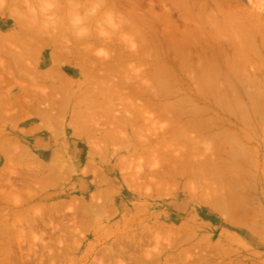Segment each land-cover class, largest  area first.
Returning <instances> with one entry per match:
<instances>
[{"label": "rangeland", "instance_id": "1", "mask_svg": "<svg viewBox=\"0 0 264 264\" xmlns=\"http://www.w3.org/2000/svg\"><path fill=\"white\" fill-rule=\"evenodd\" d=\"M16 1L20 6L18 8H23L21 11L28 13L26 5L22 3L23 0ZM27 1H30L34 15L39 18L42 13V11L40 14L38 13L42 9L39 7L41 0ZM43 1L41 2L45 3ZM55 1L60 3L58 5L53 3L58 8L52 4L51 8L54 7V9L52 8L53 11L48 9L45 12L46 18L54 19L58 14L60 16L59 11L62 10L63 14L67 16L65 17L67 24L70 23L68 25L70 29H72L73 20L84 19L91 12L98 13L97 15L108 14L106 11L102 13L106 9L100 8L102 4L97 3V0H94L95 3L92 2V4L88 3V0L86 4L84 3L86 0L82 2L79 0L85 6V11L79 7L80 13L78 12L77 18H73L74 14L69 15L73 18L70 21L69 12L61 9L69 4L65 3V0ZM121 1H125V4L121 2L122 5H120L119 0L115 1L118 7L125 5L127 8H132L136 2V0ZM141 1H144L142 7H136V13L139 12L136 16H139V21H141V24L137 23V26L141 25L140 30L137 29L138 32L134 35L129 31L126 32L127 34L115 31V36L109 35L117 47L113 48L114 51L112 46L108 47V44L106 47L103 44L94 43V45L92 43L94 46H92L91 54L99 57L102 52L107 51L110 56H116L120 47L121 50L124 48L125 55L135 51L134 54L140 58L142 54L145 56L144 58L138 59L135 56L131 58L132 60L129 59L125 66L127 65L129 72H136V78L139 75H144L142 78H145L140 77L135 82L142 79L138 85L143 87L146 84L145 87L147 86L150 89L148 91L153 95L146 92L137 95L136 98L134 97L135 99L131 98V101L128 96L130 93L127 94L130 90L124 88L121 98L117 94L119 99L115 95L113 99L106 98L108 102H104V98L110 95L106 94L107 96H105V92H102L103 98L100 95L98 99L97 97L92 98L93 101L91 98H88L91 101L86 99V101H90L89 104L92 107L90 111L95 110V114H90V119L93 117L94 122L97 123L98 120L101 122H99L100 126L96 124L92 127L95 133L90 134L93 137L89 138V142L73 136L69 120L71 112L74 111L73 106L84 103L78 97L82 90L88 88L87 91L96 94V84L90 85L91 87L88 85L80 87L77 82L82 83V79L84 81L82 71L77 65L67 61L61 62V71L66 78L72 79L75 85L72 83H70L71 87L69 83L62 85L57 79L40 80L38 83L39 76L36 73L48 70L52 64L50 47L47 45L41 47L39 44L40 47L35 49V46L32 45L37 52L32 51L33 53L24 55L26 45L23 44L28 43L29 40H35L25 31H22L25 33L22 34L23 36L21 35L23 43H19L20 46L19 44L8 43L9 46L1 43L4 49L0 46V68L3 67L0 69V108L2 109V111L0 109V193L2 194V190H4L8 194L11 184L18 187V190L15 187V192L12 189L13 193L10 195L0 194L2 198H0V214L5 213L4 218L6 219L9 217V220L3 219L2 223L0 222V240L8 239L12 258L13 254H15L14 257L17 256L15 258L30 254L26 255L23 260L10 259L9 255H4L0 259V261L5 260L1 261L3 264H264V54L247 51L250 53L244 55L243 52V57H252L254 53L257 57L254 55L256 59L254 57V60L250 59L254 69L249 65V58H246L245 66L244 62L241 65L237 61H240L242 56L239 53H234L233 43L227 45L230 42L226 41L225 45L215 42L222 40L219 30H215V27H211L212 33L209 31L207 37L205 34L202 36V30L201 34L198 31L193 34L190 31L192 26L181 19L180 8L173 4L170 7V20L168 21L171 26L165 27L160 23L156 24L160 27L158 28L153 24L155 23L153 18L162 11L163 7L160 4L149 3L150 0ZM10 3V0H2L0 32L18 30L17 21L12 16L14 8L11 6L10 11L8 9ZM242 3L244 6L248 5L247 0H242ZM42 5L44 8V4ZM153 5L150 13H155L154 16L150 15L148 10ZM122 8L126 9V7ZM125 12L120 8L119 14L121 13V15H117L115 23L118 21L128 23L132 20L130 19L132 17L129 18L130 15L127 16L130 20L125 19L127 14ZM96 14L94 15L97 16ZM122 14L125 17H122ZM102 18L98 17V19ZM96 20L95 17L94 23L96 24L88 28H91L100 37L103 35L106 40L105 37H108L109 32L108 27L104 25L103 19L99 20L101 24ZM97 24L98 28L101 26V30L107 32H105L106 35L103 34L104 32L98 33V28L95 27ZM142 24L144 30H141ZM163 31L166 33L168 31V34L166 35L164 32L163 35ZM189 31L193 35L188 34ZM213 31L215 36L216 32L219 34V37H215V41L212 40L214 38ZM130 36H132L131 45H137L136 48L127 47L120 38H129ZM195 36L198 38L196 39ZM199 37H203V40ZM223 37L221 36V38ZM223 39L226 40L225 37ZM193 41L197 46L193 44ZM223 42L225 43V41ZM223 42L221 41V43ZM20 49H22L23 55ZM144 49L146 53L143 54L141 50ZM12 51L15 52L12 54L15 55L13 57L20 58L21 56L24 59L23 57L27 56V60L23 61L20 58L17 61L19 62L18 67V64L13 63L9 56ZM152 57L155 59L153 60ZM257 58L260 59L257 60ZM226 60L230 64L233 62L230 66L234 70L230 69ZM242 60L246 61L245 57ZM26 61L28 62L26 63ZM236 62L237 65H235ZM7 65L9 66L7 67ZM241 66L244 67L241 68ZM258 66L260 67L259 73L258 69H255ZM159 67L160 69H158ZM154 68L159 70V73L155 72L157 70ZM162 70L164 71L162 72ZM149 72L150 78H147L149 76L146 73ZM253 72L255 73L254 77ZM160 75L164 77L161 78ZM113 76V78H111L112 76L108 77L105 81L107 85L115 84L118 77L117 75ZM156 77L161 80L155 79ZM254 78L259 81L256 80L253 84ZM164 82L167 87L162 85ZM64 85L65 88L68 85L67 91ZM54 86L60 87L53 89ZM154 86H158L155 90H161V92L170 89L169 96L167 95L166 99L164 96L161 99H156L154 93L159 94L160 92L155 91L152 88ZM163 87L167 89H163ZM89 95L93 96L88 94V97H91ZM43 96L45 98H42ZM61 96L66 98L64 100V103L67 102L65 107H63L64 104L57 101L59 99L62 102ZM125 96L129 98L125 100L127 98ZM147 101L150 103L153 101V105ZM127 102L128 104L133 102L134 108H126V112L123 108ZM159 103L161 107L163 105L169 110H167L166 118L160 117V119L157 115L155 104L160 106ZM101 104L105 107L102 108ZM106 105L107 108L110 107V110L106 108ZM145 105L149 108L148 110L143 109L145 112L138 110ZM34 111L38 114H35ZM43 112L52 114L49 117L53 121L48 124L49 126L44 125L41 120L40 114ZM60 112L64 113L62 114L64 116ZM119 117H129L131 120H135L132 125L123 127L116 122L120 119ZM176 117L179 118L176 121V123L179 121L178 127L174 124ZM13 118L14 120H12ZM105 119L106 122L112 120L114 125L108 122V125L103 123ZM180 121L183 123L180 124ZM182 124L183 127H180ZM112 126L113 128L116 126V138L103 142L101 132L106 128H112ZM165 129L173 130L176 138L167 136L170 139L169 142L167 141L168 146L163 148L157 145L155 148L158 147V149L154 150L153 147L155 152L152 153L145 151L147 145L144 144L147 141L152 142L156 138L158 139V136L160 137L163 131H166ZM154 137L156 138L154 139ZM60 154H63L64 157ZM52 155L60 159L58 161L60 163H57L61 164L62 169L72 167L70 166L72 164L73 172L69 174L70 170L64 169L66 175L64 176L62 173L63 178L61 176L57 178L55 174H51V171L54 173L51 170L52 166L49 165L53 158ZM185 166L191 170V174L180 175L175 172ZM38 167H45V173L38 174L36 177L34 170L41 171ZM161 169L169 174L163 179V183L166 184H163L162 180V184L158 180V184L154 181L157 179L156 173ZM143 172L145 174L150 172L146 175V179H142L143 177L140 176L144 174ZM138 173L140 174L138 177L141 178H138L137 181L136 174L138 175ZM44 175H47L46 179L50 178L46 183L49 181L51 183L43 182L44 179L41 176ZM40 177L41 180L43 179L42 182L39 180ZM150 178H154L152 186L149 185ZM98 180H101V183ZM132 180L136 181L135 185ZM148 181L149 183H147ZM84 210L87 213H84ZM30 218H35L34 232L42 236L43 243L37 237L33 238L26 233L27 229L22 222ZM74 221L81 223H77L75 227ZM63 224L69 225V230L64 229ZM22 227L24 230H19ZM45 244L47 247L49 244V248ZM44 248L47 249L44 250ZM0 253L2 254V252ZM52 255L55 259L49 258ZM1 262L0 264H2Z\"/></svg>", "mask_w": 264, "mask_h": 264}, {"label": "bare ground", "instance_id": "2", "mask_svg": "<svg viewBox=\"0 0 264 264\" xmlns=\"http://www.w3.org/2000/svg\"><path fill=\"white\" fill-rule=\"evenodd\" d=\"M11 1V3H10V6H9V11H10V8H11V6L14 8H12L13 9V11H12V16H14V19H16V21H17V27H18V30H14V31H9V32H0V44L2 43L3 45L4 44H8V43H10V44H22L23 42H22V39H21V35L23 34L24 35V33L26 32L27 34H29V35H32L34 38H35V40H32V41H30L29 40V42L26 44V43H24L23 45H26V47H24V49H25V51H24V49H23V51H24V53L22 52V49H20L21 50V52H22V55L24 54V55H29V54H31V53H33V52H37L36 50H34L33 49V47H32V45H34L35 46V49H37V48H39L40 46H39V44L41 45V47L42 46H44V45H47V46H49L50 47V49H51V52H50V58H51V66H50V68L48 69V70H46V71H44V72H40V73H36V71H33V73H36L38 76H39V79L37 80V82L39 83L40 82V80H42V81H44V80H46V79H57V81L59 82V83H62V85L63 84H68L69 83V86L71 87L72 85H70V83H72V84H74V82L72 81V79L70 80V79H68V78H66V76H64V74H63V72L61 71V62L62 61H67L68 63H70V64H75V65H77L80 69H81V71H82V73L81 74H83V77H84V81H83V79H82V83H79V81L77 82V84H79V86L80 87H87V85L88 86H90V85H93L94 86V84H96V94H94L93 92H91V91H87V90H89L88 88H85L86 90H82V92H81V95H79L78 97H80V100L82 101V102H84V103H82V104H77L78 106H73L74 107V111H72L71 113V115H70V120H69V123H70V125H71V128H72V131H73V136H75L76 138H79V139H83V140H86L87 142H89V138L90 137H93V136H91L90 134H94L95 132L92 130V127L94 126V125H99L101 122L98 120V122L96 123V122H94L93 120H95L93 117V119L91 118L90 119V114L92 113H94L95 114V110L94 111H90V108H92L91 106H90V104H89V102L91 101L90 99H88V98H95V97H97V99L99 98L98 96H102V92H105L104 94H105V96H107L106 94H110V95H108L107 97H105L104 99L105 100H103L104 102H108V100L106 99V98H112L113 99V96H115L116 95V97H117V94H119L120 95V98L122 97V95H123V93H122V90L125 88H127V89H129L130 91H128L127 92V94L128 93H130L128 96H130V98L129 97H127V96H125V100H127L128 98L131 100V98H136L137 97V95H142V94H145L146 92L147 93H150L149 91H150V89L146 86L145 87V85L142 87V85L141 86H139L138 85V82H140L143 78H145V77H143L142 78V75H139V77H137L136 78V72L134 71H132V72H129L128 70H127V65L125 66V63L129 60V59H131V58H133V57H135L136 55L134 54V52L135 51H133L132 53H130L129 55H125V50H123V52H122V50H121V47H120V50H118L117 52V54H116V56H110V54H109V52H107L106 51V49L104 50V51H106V52H102V54H100L99 55V57H95L93 54H91V51H92V46H94L95 44L94 43H97V45H106V47L108 46L109 48H110V46H112V49L113 48H117V47H115V41H113L112 39H111V36H109V35H111V34H113L114 36H115V31L117 32V31H120V32H125V34H127L126 32L127 31H129V32H132L133 34L132 35H134V33H136V32H138V30L137 29H139V27L141 26H139V24H141V21H139L140 19H139V16L137 17L136 15L137 14H139V12L138 13H136V7L137 8H140V7H142V5L144 4L143 2L144 1H137L136 0V2H135V5L134 6H132V8L130 7V8H127V6H125V5H123V6H119L118 7V5H117V3H115V1L116 0H97V3H99L100 5L102 4V6L100 7V8H104V9H106V10H104L102 13H104L105 11H106V13H108L107 15H105V13L103 14V15H97L96 13H93V12H91V14H93L92 16H91V14L87 17V15H86V18H84V19H79V18H77L76 16H78V12H79V7L80 8H82L84 11H85V6L84 5H82L80 2H79V0H65V3H68L69 5H65V3H64V5L65 6H63V7H61V5H60V7H61V9L63 8V11H64V9H65V11L66 12H71L70 14L68 13V17H69V15H72V14H74L73 16V18L75 19V17L77 18V19H75V20H73L72 21V24H71V28L72 29H70L69 28V22H68V24H67V21L65 20L66 18L65 17H67V16H65L64 14H63V12H62V10L61 11H59L60 12V16H59V14L54 18V19H51L50 20V17L49 18H46V16H45V12H47V10L48 9H51L52 10V8L54 9V7L55 6H57L58 4H60V3H57L55 0H44L45 1V3H42L41 1H43V0H41L40 1V3H41V5H39V7H42V9L38 12L39 14L41 13V11H42V13L40 14V16H39V18L37 17V15H34V12H33V8L31 7V4H30V1H27V0H23V2L22 3H24L25 5H26V10L28 11V13L26 14V13H24L23 11H21L22 9H20V8H18V7H20V6H18V4H17V2L18 1H16V0H10ZM43 1V2H44ZM57 1H59V0H57ZM81 2L83 1V0H80ZM90 1V2H89ZM98 1H100V2H98ZM120 1V3L121 2H123V1H121V0H119ZM130 1H132V0H130ZM92 2H94V0H88V3H91L92 4ZM118 2V1H117ZM125 2V1H124ZM123 2V3H124ZM53 3H56V4H53ZM85 4L87 3V0L84 2ZM95 3V2H94ZM120 3H118V4H120ZM133 3V2H132ZM149 3H151V4H155V5H161L162 7H163V9H162V11L159 13V14H157V15H153V14H155V13H150L151 11H152V8L151 7H154V5L153 6H150V8H148V10H149V13H150V15L152 14L153 16H154V18H153V20H154V22L155 23H153V24H155V26H157V25H159L160 23L162 24V25H164L165 27L168 25V27H169V25H170V23L168 22L169 20H170V7L171 6H173V4L174 5H176L177 7H179L180 8V14L182 15V20L186 23V24H190V26H192V28L190 29V31L194 34L195 32H199L200 33V31L202 30V36H203V34H205L206 35V37H207V34H208V32L210 31H212V29H211V27L213 28V27H215V30H219L218 32L221 34L220 35V39H222V40H220V42L219 41H215V37L217 36V37H219L218 35V33L216 32V36L214 35L215 34V32L213 31V39L212 40H214L215 42H217V43H219V44H227L226 43V41L227 42H230V43H228L227 45H230V44H232L233 43V46H234V48H232V49H234V53L235 54H237V53H239V55H241V56H239V57H241L242 59H244V57H245V60L246 61H243L242 59L240 60V61H237L238 63L240 62V64L242 65V63L244 62V66H245V64H246V62H247V59L246 58H249L248 59V61H250V59H253V57L255 58V56H256V54L254 53V55L252 54V57H249V56H244L243 57V54L244 55H247V54H249L247 51H251L252 53L253 52H257V53H259V54H261V53H263L264 54V0H247V3H248V5L247 6H244L243 5V3H242V0H150L149 1ZM42 4H44V8H43V5ZM54 5V7H52L51 8V5ZM125 4V3H124ZM131 4V3H130ZM150 4V5H151ZM45 5H46V7H45ZM120 5H122V3L120 4ZM130 6V5H129ZM128 6V7H129ZM0 9H2L3 8V6L1 5V3H0ZM92 7H93V5H92ZM122 7H126V9H124V8H122ZM177 7H175V8H177ZM28 8V9H27ZM57 8H58V6H57ZM120 8L121 9H123V10H125L126 12H127V14H126V12H125V16H124V14H122V17L124 16L125 17V19L127 18V20H130V19H132V20H130V22H128V23H126V21H123V22H119L118 21V23H115V19H116V17H117V15H121V13L119 14V12H120ZM174 8V9H175ZM60 9V8H59ZM68 9H69V11H68ZM32 10V11H31ZM39 10V9H38ZM56 10V9H55ZM100 10V9H99ZM36 11V10H35ZM53 11V10H52ZM51 11V12H52ZM88 11H89V9H88ZM100 11H102V10H100ZM44 12V13H43ZM61 12H62V14L64 15L63 17L61 16L62 14H61ZM74 12V13H73ZM82 12V11H81ZM95 12V11H94ZM76 13V14H75ZM80 13V12H79ZM86 13V12H85ZM99 13H101V12H99ZM136 13V14H135ZM36 14V13H35ZM94 14H96L99 18H102L103 16V23L105 22V24L104 25H106L107 27H108V30H109V32H108V37L106 36L105 37V39L106 40H104V37H103V35H101V37L99 36V34L97 35L93 30H91V28H88V27H93L92 25L94 24H96V23H94V21H95V17L97 18V20L96 21H99V20H102V19H98V17L97 16H95ZM128 15H130L129 16V18L130 17H132V18H130V19H128ZM149 15V16H150ZM101 16V17H100ZM80 17H81V15H80ZM85 17V16H84ZM121 17V16H120ZM69 18H71V17H69ZM73 18H71L70 19V21L73 19ZM123 19V18H122ZM124 19V20H125ZM137 20H138V22H137ZM151 20V19H150ZM152 21V20H151ZM140 22V23H139ZM99 23L101 24V21H99ZM102 23V24H103ZM137 23H139L138 24V26H137ZM169 23V24H168ZM144 24V23H143ZM142 24V27H141V30H144V29H142L143 28V25ZM148 24V23H147ZM146 24V25H147ZM151 24V23H150ZM157 24V25H156ZM54 25V26H53ZM103 25V26H104ZM145 25V26H146ZM51 26H53V27H51ZM100 26V25H99ZM148 26V25H147ZM171 26V25H170ZM186 26V25H185ZM95 27H97L98 28V24H97V26H95ZM158 27V26H157ZM163 27V26H162ZM167 27V28H168ZM173 27H174V25H173ZM184 27V26H183ZM217 27V28H216ZM148 28V27H147ZM151 28H153V27H151ZM155 28V27H154ZM158 28H160V27H158ZM199 28H201L200 30H199ZM90 29V30H89ZM100 29V30H99ZM102 28H101V26H100V28H98V33H103L104 31H102L101 30ZM104 29V28H103ZM163 29H164V27H163ZM163 29H160V30H163ZM171 29V28H170ZM175 29V28H174ZM209 29V30H208ZM140 30V29H139ZM150 30V29H149ZM154 30H156V29H154ZM172 30V29H171ZM177 30V29H176ZM183 30H185L184 28H183ZM206 30V31H205ZM22 31H25L24 33H22ZM165 31H166V28H165ZM165 31H163V35H164V32ZM173 31V30H172ZM189 31V33L188 34H191V32ZM106 32V31H105ZM103 33V34H105L106 35V33ZM151 32V31H150ZM155 32V31H154ZM153 32V33H154ZM162 32V31H161ZM183 32V31H182ZM188 32V31H187ZM204 32H206V33H204ZM166 33V32H165ZM178 33V32H177ZM181 33V32H180ZM212 33V32H211ZM160 34V33H159ZM168 34V31H167V33H166V35ZM182 34V33H181ZM193 34H191V35H193ZM198 34V33H197ZM201 34V33H200ZM210 34V33H209ZM22 35V36H23ZM142 35V34H141ZM143 35H144V33H143ZM151 35V34H150ZM153 35V34H152ZM161 35V34H160ZM160 35H158V37H160ZM165 35V36H166ZM183 35V34H182ZM210 35H212V34H210ZM162 36V35H161ZM221 36H224L225 38H226V40L225 39H223V38H221ZM131 37L132 36H130L129 38H124V37H120V38H122V40L124 41V43H125V45H127V47L129 46V47H131V46H133V45H131L132 44V40H131ZM140 37H142V36H140ZM145 37V36H144ZM152 37H154V36H152ZM151 37V38H152ZM175 37V36H174ZM180 37V36H179ZM188 36H186V38H187ZM193 38H194V36H192ZM208 37H209V35H208ZM119 38V37H118ZM192 38V39H193ZM195 38L197 39L198 37H196L195 36ZM199 38H201V37H199ZM135 39V38H134ZM145 39L147 40V38L145 37ZM156 39V38H155ZM155 39H153V40H155ZM163 39V38H162ZM188 39V38H187ZM202 40H203V37L201 38ZM211 39V38H210ZM93 40V41H92ZM145 40V41H146ZM161 40V39H160ZM171 40V39H170ZM186 40V39H185ZM194 40V39H193ZM219 40V39H218ZM143 41V43H144V40H142ZM141 41V42H142ZM163 41V40H162ZM166 41V40H165ZM181 41V40H180ZM179 41V42H180ZM188 41H191V40H188ZM195 41H197V40H195ZM195 41H193V44L195 45V46H197L196 44H195ZM204 41H206V39L204 38ZM221 41L223 42V41H225V43L223 42V43H221ZM90 42V43H89ZM133 42H134V40H133ZM156 42V41H155ZM173 42V41H172ZM184 42V41H183ZM199 42H201L200 40H199ZM198 42V43H199ZM211 42H213V41H211ZM94 45H93V44ZM147 43H149V42H147ZM147 43H145L146 45H147ZM174 43V42H173ZM216 43V44H217ZM0 45L2 48H3V45ZM10 44H8L9 46H10ZM20 44H19V46H20ZM108 44V45H107ZM135 44V43H134ZM144 44V45H145ZM158 44H159V42H158ZM175 44V43H174ZM186 44H188V43H186ZM90 45V46H89ZM150 45V44H149ZM18 46V45H17ZM22 46V45H21ZM137 46V45H136ZM136 46L134 45L133 47H132V49L135 47L136 48ZM201 46V45H200ZM248 46V47H247ZM16 47V46H15ZM105 47V46H104ZM138 47H140V46H138ZM148 47V46H147ZM149 47H151V46H149ZM219 47V46H218ZM226 47V46H225ZM224 47V48H225ZM230 47V46H229ZM236 47V48H235ZM19 48H21V47H19ZM125 48H126V46H125ZM142 48V47H141ZM197 48H199V47H197ZM222 48V47H221ZM231 48H229L230 50H231ZM246 48H248V49H246ZM4 49V48H3ZM91 49V50H90ZM149 49V48H148ZM152 49V48H151ZM220 49V48H219ZM226 49H228V48H226ZM226 49H224V50H226ZM102 50V51H103ZM137 50H139L138 48H137ZM159 50V49H158ZM223 50V49H222ZM33 51V52H32ZM113 51H114V49H113ZM141 52H143V54H144V52L146 53V51H145V49L144 50H141ZM141 52H140V54H141ZM152 52V51H151ZM157 52V51H156ZM181 52V51H180ZM233 52V51H232ZM244 52V53H243ZM245 52H246V54H245ZM261 52V53H260ZM7 53V52H6ZM15 52L14 51H12V53L10 52L8 55L9 56H11V60L13 61V63H19V62H17V61H19L20 60V58H21V60H23V61H25L24 59H26L27 58V56H26V58L25 57H23L24 59H22V57L20 56V58L18 57V56H16V57H13V56H15V55H12V54H14ZM19 53V52H18ZM124 53V54H123ZM137 53V52H136ZM162 53V52H161ZM182 53V52H181ZM243 53V54H242ZM109 54V55H108ZM139 54V55H140ZM157 55H159L158 53H156ZM225 54V53H224ZM35 55V54H34ZM149 55V54H148ZM155 55V54H154ZM262 55V54H261ZM32 56V55H31ZM30 56V57H31ZM141 57H145V56H142V54L140 55ZM151 56V55H150ZM138 59H140L139 58V56H136ZM227 57V56H226ZM257 57V56H256ZM153 58V60L155 59L154 57H152ZM152 58H151V60H152ZM228 58V57H227ZM237 58V57H236ZM30 59V58H29ZM162 59V58H161ZM199 59V58H198ZM256 59V58H255ZM260 59V58H259ZM258 58H257V60H259ZM27 60V59H26ZM31 60V59H30ZM132 60V59H131ZM157 60V59H156ZM230 60V59H229ZM254 60V59H253ZM226 61H228V60H226ZM234 61V60H233ZM22 62V61H21ZM28 61H26V63H27ZM147 62V61H146ZM200 62V61H199ZM198 62V63H199ZM236 62V64L235 65H237L238 63ZM129 64H130V62H128ZM233 63V62H232ZM231 63V64H232ZM251 61H250V63H249V65H251ZM263 63V62H262ZM16 64V65H17ZM30 64V63H29ZM28 64V65H29ZM197 64V63H196ZM201 64V63H200ZM226 64H227V62H226ZM230 63H229V61H228V64L227 65H231ZM248 64V63H247ZM254 64V63H253ZM264 64V63H263ZM263 64H261V65H263ZM2 65V64H1ZM10 65V64H9ZM9 65H7V67L9 66ZM15 65V66H16ZM3 66V65H2ZM30 66V65H29ZM200 65H198V67H199ZM208 66V65H207ZM243 66V67H244ZM252 66V65H251ZM264 66V65H263ZM262 66V67H263ZM18 67H19V64H18ZM23 67H25V66H23ZM154 67V66H153ZM201 67V66H200ZM228 67V66H227ZM231 67V66H230ZM235 67V66H234ZM233 67V68H234ZM242 66H241V68H243ZM3 68V67H2ZM2 68H0V69H2ZM134 68V67H133ZM240 68V67H239ZM252 68L254 69V67L252 66ZM30 69V68H29ZM33 69V68H32ZM154 69H156V68H154ZM153 69V70H154ZM158 69H160V67L158 68ZM209 69V68H208ZM212 69H214V67H212ZM231 70H234V69H232V67L230 68ZM252 69V70H253ZM256 70H257V72L259 71V69H260V67L258 66V67H256L255 68ZM27 70V69H26ZM34 70H36V69H34ZM133 70H135V69H133ZM137 70V69H136ZM157 70V69H156ZM2 71V70H1ZM159 70H157V71H155V72H158ZM164 70H162V72H163ZM261 71V70H260ZM6 72V71H5ZM20 72V71H19ZM139 72V71H138ZM256 72V73H257ZM263 72V71H262ZM24 71L22 72V74L24 75ZM31 73V72H30ZM141 73V72H140ZM152 73V72H151ZM159 73V72H158ZM157 73V74H158ZM166 73V72H165ZM165 73H164V75H165ZM170 73H171V71H170ZM259 73V72H258ZM32 74V73H31ZM139 74V73H138ZM144 74H145V72H144ZM149 74H150V72L147 74L146 73V75L147 76H149ZM155 75H156V73H154ZM166 74H168V72L166 73ZM172 74V73H171ZM253 74V77H254V72L252 73ZM113 75H117V77H118V79H117V81L115 82V84L114 85H111V86H109V85H107L106 84V80L108 79V77H111V78H113L114 76ZM154 75V76H155ZM261 75V74H260ZM28 76V75H27ZM144 76V75H143ZM157 76V75H156ZM29 77V76H28ZM140 77L142 78L140 81H138L137 83L135 82L138 78L140 79ZM159 77H161V75L159 76ZM164 77V76H163ZM163 77H161V78H163ZM261 77V76H260ZM147 78H150V76L149 77H147ZM152 78H153V76H152ZM161 78L160 79H158V77H156L155 79H158V80H161ZM32 79H34V78H32ZM37 79V78H36ZM154 79V80H155ZM255 79V78H254ZM254 79H252V80H254ZM148 80V79H147ZM146 80V81H147ZM153 80V79H152ZM165 80H167V79H165ZM170 80V79H169ZM227 80V79H226ZM248 80V79H247ZM256 80H258V79H255L254 81H253V84H254V82H256ZM10 81V80H9ZM34 81V80H33ZM54 81V80H53ZM164 81V80H163ZM223 81V80H222ZM225 81V80H224ZM246 81V80H245ZM259 81V80H258ZM46 82V81H45ZM142 82V81H141ZM162 82V81H161ZM251 82V81H250ZM249 82V83H250ZM264 82V81H263ZM76 83V82H75ZM144 83H145V81H144ZM225 83H227V82H225ZM230 83V82H229ZM258 83V82H257ZM30 85H31V82L29 83ZM76 84V85H77ZM148 84V83H147ZM166 83L164 82V84H162V85H164V86H166L165 85ZM46 85V84H45ZM75 85V84H74ZM149 85H151V84H149ZM160 85V84H159ZM161 85V86H162ZM258 85V84H257ZM259 85H261V84H259ZM92 86V87H93ZM152 86V85H151ZM151 86H149V87H151ZM55 87V86H54ZM52 87L53 89H58L60 86H58V87ZM91 87V86H90ZM130 87V88H129ZM155 87V86H154ZM154 87H152L154 90L155 89H157L158 88V86H156L155 88ZM167 87V86H166ZM64 88H65V85H64ZM67 88V89H66ZM66 91L68 90V85L66 86ZM148 88V89H147ZM165 87H163V89H164ZM169 88V87H168ZM171 88V87H170ZM43 89V88H42ZM41 89V90H42ZM48 89V88H47ZM62 89V88H61ZM165 89H167V88H165ZM40 90V89H39ZM72 90V89H71ZM149 90V91H148ZM169 90L170 89H168V90H163L162 92H161V90L159 91V90H155V91H159L160 93L159 94H157V92H156V94L154 93V95H155V97H156V99L157 98H162L163 96L165 97V99H166V97H167V95H168V93H169ZM65 91V90H64ZM124 91V90H123ZM177 91V90H176ZM176 91H174V92H176ZM25 92V91H24ZM55 92H56V90H55ZM90 92V93H89ZM174 92H172V93H174ZM36 93H40V92H36ZM36 93H35V95H36ZM76 93V92H75ZM74 93V94H75ZM121 93V94H120ZM125 93V92H124ZM25 94V93H24ZM28 94V93H27ZM88 94H92L93 96H91V95H89V96H91V97H88ZM103 94V95H104ZM150 94H152V92L150 93ZM57 95V94H56ZM55 95V96H56ZM64 95V94H63ZM153 95V94H152ZM172 95V94H171ZM36 96H38V95H36ZM47 97H48V95H46ZM131 96H133V97H131ZM169 96V95H168ZM62 98H60V99H62V102H61V100H57V101H59L61 104H64V106L63 107H65V105L67 104V102L66 103H64L65 101V96H61ZM116 97H114V98H116ZM124 97V96H123ZM38 98V97H37ZM42 98H45L44 96L42 97ZM101 98H103V96L101 97ZM118 99H119V96L117 97ZM117 98L115 99V100H117ZM134 98V99H135ZM86 99H88V100H90V101H86ZM93 99H92V101H93ZM124 99H120L121 101L122 100H124ZM46 101V100H45ZM51 101H52V99H51ZM53 101H55V100H53ZM75 101V100H74ZM132 101V100H131ZM136 101V100H135ZM153 101H154V99H153ZM152 101V102H153ZM26 102V101H25ZM87 102V103H86ZM102 102V101H101ZM113 102V101H112ZM126 102V101H125ZM128 102H130V101H128ZM128 102H127V104H126V106H124V110L126 111L127 109L126 108H134V106H132V103L129 105L128 104ZM148 102V101H147ZM152 102L150 103V101L148 102V103H150V104H152ZM55 103V102H54ZM77 103H79V102H77ZM95 103V102H94ZM123 103V102H122ZM29 104V103H28ZM56 104V103H55ZM87 104V105H86ZM106 104V103H105ZM108 104V103H107ZM116 104V103H115ZM119 104V103H118ZM124 104V103H123ZM134 104V103H133ZM157 104V103H156ZM155 104V106L157 107V112H158V116H159V118L161 117V118H166L167 117V115H168V109H166L163 105H162V107H161V105H160V103H159V105L160 106H158V105H156ZM96 105V104H95ZM102 105V104H101ZM109 105V104H108ZM153 105V104H152ZM151 105V106H152ZM54 106H56V105H54ZM61 106V107H62ZM89 106V107H88ZM97 106H99V105H97ZM103 106L104 105H102V108H103ZM110 106V105H109ZM147 105H145V107L143 106V107H141V108H139L138 110H140L141 112H145L146 111V109L148 110L149 108H147L146 107ZM28 107H30V106H28ZM57 107H58V105H57ZM101 107V106H100ZM105 107V106H104ZM122 107V106H121ZM148 107H149V105H148ZM55 108V107H54ZM59 108V107H58ZM106 108H107V105H106ZM172 108V107H171ZM1 109V108H0ZM39 109V108H38ZM38 109H37V112H38ZM64 109V108H63ZM107 109H109L110 110V107L109 108H107ZM145 111H144V110ZM58 110V109H57ZM61 111H62V109H60ZM93 110V109H92ZM98 110V109H97ZM109 110H108V112H109ZM112 110V109H111ZM168 110V111H167ZM171 110V109H170ZM176 110H177V108H176ZM1 111H2V109H1ZM36 111V110H35ZM34 111V113L35 114H38V113H36ZM105 111H106V109H105ZM128 111H130V110H128ZM98 112V111H97ZM103 112V111H102ZM112 112V111H111ZM127 112V111H126ZM148 112V111H147ZM156 112V113H157ZM33 113V112H32ZM61 113V115L62 114H64V113H62V112H60ZM113 113V112H112ZM176 113V112H175ZM51 114V113H50ZM50 114H48V113H46V112H43V113H41L40 114V117L42 118L41 120H42V122H43V124L44 125H46V126H49L48 124L49 123H51L53 120H51L50 119V117L52 116V114L50 115ZM99 114V113H98ZM101 114V113H100ZM106 114H107V112H106ZM1 115V114H0ZM105 115V114H104ZM131 115V114H130ZM133 115H135V114H133ZM141 115V114H140ZM154 115H156V114H154ZM181 115V114H180ZM17 116V115H16ZM22 116V115H21ZM50 116V117H49ZM54 117H55V115H53ZM62 116H64V115H62ZM61 116V117H62ZM94 117H95V115H93ZM96 116H97V114H96ZM123 116V115H122ZM142 116V115H141ZM151 116V115H150ZM14 117V116H13ZM108 117H109V115H108ZM179 117V116H178ZM178 117H176V120H174L175 122H174V124L178 127V124L177 123H179V121L176 123V121L180 118H178ZM117 118V117H116ZM120 118V117H119ZM129 117H121L120 119H118L116 122H117V124L118 125H120V126H125V127H127V126H130V125H132L133 124V121L135 120H131L130 118L128 119ZM160 118V119H161ZM169 118V117H168ZM59 119V118H58ZM100 119V118H99ZM110 119V118H109ZM133 119V118H132ZM12 120H14V118L12 119ZM16 120V119H15ZM107 120H108V118H107ZM18 121H19V119H18ZM96 121H97V119H96ZM112 121V120H111ZM110 120L109 121H107L109 124H111V125H114V124H112V122H111ZM139 121V120H138ZM148 121V120H147ZM100 122V123H99ZM106 122V119H105V121L103 122V123H106L107 125H108V123ZM111 122V123H110ZM114 122H115V120H114ZM136 122V121H135ZM55 123V122H54ZM152 123H153V121H152ZM181 123H183V122H181L180 121V124ZM187 123V122H186ZM117 124H116V126H117ZM188 124V123H187ZM54 125V124H53ZM58 125V124H57ZM60 125V124H59ZM100 126V125H99ZM99 126H95V127H99ZM116 126L113 128V126H112V128L111 127H109V128H106L105 130H103L102 132H101V138L103 139V142L105 141V140H113L114 138H116L115 136H116ZM171 126V125H170ZM183 127V124L182 125H180V127ZM189 127H190V124L188 125ZM55 127H56V123H55ZM47 128V127H46ZM49 128V127H48ZM168 128H169V126H168ZM185 128V127H184ZM42 129V128H41ZM166 130V129H165ZM96 132H97V130H95ZM167 136H169V138H170V136H171V138H173V139H175L176 137H175V135L173 134V130H166V131H163V133H162V135H160V137L158 136V139L156 138V137H154V139L155 140H157V141H147L144 145H147V147L144 149L145 151H147V152H149V153H152V152H155L154 150H157L158 149V147H163V148H165L166 146H168V142L170 141V139L167 137ZM99 138V137H98ZM136 138V137H135ZM141 138V137H140ZM149 139V138H148ZM172 139V140H173ZM98 141H99V139H97ZM153 140V139H152ZM169 140V141H168ZM100 141H101V139H100ZM108 141H106V142H108ZM137 141V140H136ZM168 141V142H167ZM174 141V140H173ZM102 142V141H101ZM138 143V142H137ZM140 143H142V142H140ZM173 144V143H172ZM144 145H140V146H144ZM157 145H159L157 148H155V146H157ZM94 146V145H93ZM92 146V147H93ZM139 146V147H140ZM97 147V146H96ZM95 147V148H96ZM154 147V148H153ZM154 150H153V149ZM151 149V150H150ZM58 150V149H57ZM153 150V151H152ZM61 151V150H60ZM94 151V150H93ZM98 151V150H97ZM15 152H18V151H15ZM102 152V151H101ZM100 152V153H101ZM59 153V152H58ZM62 153H64V152H62ZM15 154V153H14ZM53 154V153H52ZM55 155L57 154V153H54ZM17 155V154H16ZM61 156H63V154H60ZM14 156V155H13ZM53 156V158H51V160H50V164L49 165H51L52 166V169L51 170H53L54 171V173L51 171V174H55L56 175V177L57 178H60V176L63 178V176L61 175L62 173L64 174V169H66V168H64V169H62L61 167V164H58V163H60V162H58V161H60V159H58V157L56 156V157H54V155H52ZM20 157V156H19ZM64 157V156H63ZM60 158V157H59ZM58 159V160H57ZM23 160V159H22ZM69 160V159H68ZM58 162V163H57ZM45 165V164H44ZM189 165V164H188ZM39 166V165H38ZM40 166H42V165H40ZM70 166H72L73 167V165L71 164ZM43 167V166H42ZM72 167H67V169L66 170H70L68 173L70 174L71 172H73L72 170ZM167 168V167H166ZM29 169V168H28ZM38 169H41V171L40 170H34V171H36V173L34 174L36 177H38V174H44L45 173V167L44 168H41V167H38ZM46 169H48V166H46ZM89 169V168H88ZM139 169V168H138ZM30 170V169H29ZM139 170H141V169H139ZM180 170V171H179ZM179 170H176L175 172L176 173H178V174H180V175H182V174H191V170H189L188 169V167H186L185 166V168L183 167V168H181V169H179ZM44 171V172H43ZM75 171V170H74ZM67 172V171H66ZM169 172V171H168ZM12 173H13V171H12ZM67 173V174H68ZM86 173V172H85ZM91 173V172H90ZM142 173V172H141ZM144 174H139L138 173V175L136 174V180L138 181L139 179L138 178H141V177H143L142 179H146V175H148V173L150 174V172H148L147 174H145V172H143ZM175 173V174H176ZM14 174V173H13ZM68 174V175H69ZM66 174H64V176H65ZM141 176V177H138V176ZM167 175H169V174H167V171H165L164 169H161L158 173H156V180L154 179V178H150V180L149 179H147V180H149L150 181V183H149V181L147 182V183H149V185L151 184V186L153 185L152 183H153V179H154V181H156L157 182V180L160 182V184H162L163 183V179L167 176ZM170 175H171V173H170ZM47 175H44V176H41L43 179V182L44 183H46V181L48 180V179H50V178H48V179H46L45 177H46ZM86 176V175H85ZM35 177V178H36ZM41 177L39 178V180L42 182V180H41ZM55 177V178H56ZM95 177H97V176H95ZM152 177H155V176H152ZM61 178V179H62ZM84 178V177H83ZM60 179V180H61ZM134 180H135V178H133ZM36 180V179H35ZM56 180V179H55ZM64 180V179H63ZM134 180H132V181H134ZM161 180H162V183H161ZM34 181V180H33ZM57 181V180H56ZM99 182L101 181V180H98ZM131 181V182H132ZM32 182V181H31ZM50 183H51V181H49ZM49 182H47L46 184H48ZM94 182V181H93ZM103 182V181H102ZM107 182V181H106ZM135 182L136 181H134V185H135ZM143 182V181H142ZM25 183V182H24ZM23 183V184H24ZM28 183V182H27ZM30 183V182H29ZM28 183V184H29ZM98 183V182H97ZM101 183V182H100ZM105 183V182H104ZM133 183V182H132ZM143 183H145V181L143 182ZM26 184V183H25ZM41 184H43V183H41ZM138 184H140V183H138ZM157 184H158V182H157ZM163 184H166V183H163ZM90 185V184H89ZM99 185H101V184H99ZM26 186V185H25ZM31 186V185H30ZM94 186V185H93ZM103 186H105V185H103ZM139 186V185H138ZM11 189H10V192L7 194V193H5L4 192V190H2L3 192H2V194L4 195V196H7V195H10V193H13V192H15L14 191V188L16 187L15 185H10L9 186ZM136 187V186H135ZM158 187V186H157ZM161 187H163L162 185H161ZM17 189L16 190H18V187H16ZM12 189H13V192H12ZM1 190V189H0ZM39 190V189H38ZM158 190V189H157ZM8 191H9V189H8ZM7 191V192H8ZM17 192V191H16ZM1 194V193H0ZM1 194V195H2ZM111 196H112V194H111ZM1 198V197H0ZM2 199V198H1ZM0 199V200H1ZM21 199V198H20ZM15 201H16V199H14ZM7 202V201H6ZM19 202V201H18ZM15 203H17V201L15 202ZM109 203V202H108ZM83 207V206H82ZM103 207V206H102ZM2 208V207H1ZM57 208V207H56ZM54 209V208H53ZM82 209H84V208H82ZM12 211V210H11ZM16 211V210H15ZM14 211V212H15ZM18 211V210H17ZM3 212V211H2ZM24 213V212H23ZM84 213H87V211L86 210H84ZM84 213H82V214H84ZM5 214V213H4ZM4 214H0V222L1 221H3V219H6V218H4ZM41 215V214H40ZM85 215V214H84ZM8 216V215H7ZM15 217V216H14ZM42 216H40V218H41ZM7 219L9 220V217H7ZM6 219V220H7ZM42 219V218H41ZM18 220H20L19 218H18ZM34 221L36 222V220H35V218L34 219H32V218H30V219H27L26 221H23L22 223L25 225V228L27 229L26 230V233L29 235V236H31V237H33V238H36L37 237V239L39 240V241H41L42 240V236H40V235H37L35 232H34ZM6 222V221H5ZM2 223V222H1ZM4 223V222H3ZM21 223V224H22ZM77 223L79 224V223H81V222H77V221H74L73 222V225L76 227L77 226ZM6 224V223H5ZM4 224V225H5ZM64 226H63V228L64 229H66V230H69V225L67 226V225H65V224H63ZM55 227V226H54ZM58 227V226H57ZM55 229V228H54ZM19 230H24V228L22 227L21 229H19ZM39 234H41V233H39ZM1 241V240H0ZM48 241V240H47ZM44 242V240H42V242L41 243H43ZM0 243H2L1 245H0V252H2V254L0 255V259H1V257H3L4 255H9L10 256V259L12 258L11 256L12 255H10V252H9V250H10V248H9V243H8V239L6 238V239H4V240H2ZM47 243V242H46ZM45 246L47 247V245L45 244ZM44 246V247H45ZM47 248H49V244H48V247ZM47 248H44V250H46ZM11 251V250H10ZM15 253V252H14ZM27 253V252H26ZM29 254V253H28ZM42 254H44V253H42ZM14 255L15 254H13V258L12 259H14L15 257H17V256H15L14 257ZM17 255V254H16ZM22 255V254H21ZM27 255V254H26ZM25 255V256H26ZM30 255V254H29ZM29 255H27V256H29ZM41 255V254H40ZM45 255V254H44ZM19 256V255H18ZM25 256H21V258L20 257H18V258H15V259H22L23 260V258L25 257ZM35 256V255H34ZM48 256V255H47ZM39 257V256H38ZM37 257V258H38ZM43 257V256H42ZM7 258V260H8V257H6ZM5 258V259H6ZM40 258V257H39ZM45 259L47 258V257H44ZM49 258H54L53 257V255L52 256H50ZM3 259V258H2ZM48 259V258H47ZM55 259V258H54ZM4 260V259H3ZM39 260V259H38ZM49 260V259H48ZM2 261V260H1ZM0 261V262H1ZM5 261V260H4ZM4 261H2V262H4ZM14 261V260H13ZM16 261V260H15ZM1 262V263H2ZM6 262H8V261H6ZM17 262V261H16ZM42 262V261H41ZM39 263H40V261H39ZM3 264V263H2ZM6 264V263H5ZM18 264V263H17Z\"/></svg>", "mask_w": 264, "mask_h": 264}, {"label": "clouds", "instance_id": "3", "mask_svg": "<svg viewBox=\"0 0 264 264\" xmlns=\"http://www.w3.org/2000/svg\"><path fill=\"white\" fill-rule=\"evenodd\" d=\"M0 3H2V0H0Z\"/></svg>", "mask_w": 264, "mask_h": 264}]
</instances>
